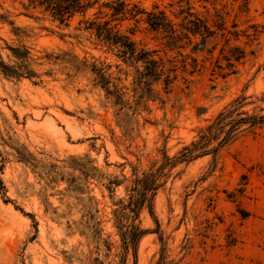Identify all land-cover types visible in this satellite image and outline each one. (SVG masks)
<instances>
[{"label": "rangeland", "instance_id": "374dc122", "mask_svg": "<svg viewBox=\"0 0 264 264\" xmlns=\"http://www.w3.org/2000/svg\"><path fill=\"white\" fill-rule=\"evenodd\" d=\"M110 1L97 0L87 17L110 19L102 7ZM122 1L163 10L177 29L173 39L143 21L112 22L171 70L167 93L154 85L160 100L145 107L136 105L134 69L96 45L80 16L64 26L27 0H0V58L12 66L10 48H26L36 74L0 72V264H120L115 211L134 174L177 157L238 97L243 111L264 115V0ZM188 8L212 32L203 44L183 29ZM74 58L108 65L125 108ZM152 209L158 234L146 208L134 222L151 232L136 264L158 263L159 235L168 264H264V126L215 157L178 164Z\"/></svg>", "mask_w": 264, "mask_h": 264}, {"label": "trees", "instance_id": "16d2710c", "mask_svg": "<svg viewBox=\"0 0 264 264\" xmlns=\"http://www.w3.org/2000/svg\"><path fill=\"white\" fill-rule=\"evenodd\" d=\"M27 1L29 6L43 9L60 25L68 26L73 18L80 16L81 20L78 24L83 26L84 32L93 37L96 45L113 53L123 65L134 69V92L137 94L138 100L136 105L141 104L145 107V103L148 101L160 100L158 93L153 88L154 85L162 84L166 93L169 90L173 80L170 74L171 70L165 68L149 52L137 49L130 37L117 28V24L112 25V22L118 21V18H128L136 20L135 22L143 21L151 30H161L175 39L177 38L175 24L163 10L154 8L152 11H146L137 5H131L122 0H113L103 4L102 7L109 13L104 17L110 16V19H103L98 17L101 12L94 14L93 18L87 17V12L95 7L98 3L97 0ZM184 13V10H180L179 16ZM183 21H186V26L183 27L186 35L199 36L201 39L199 44L205 43L206 39L211 36L212 32L206 22L192 14L189 8ZM199 44L197 43L195 46H199ZM10 51L18 63L11 66L4 63L0 58V72L5 77L16 79L36 77L35 72L29 68L28 49L10 48ZM74 59L76 70L81 68L90 70L95 76V85L100 87L109 98H113L115 105L125 108L127 103L124 100V88L119 86L121 79L113 78L111 74L107 73L108 65L103 64L98 67L96 63L87 64L86 61L80 62L77 58ZM245 100L246 98L241 96L226 106L205 128L199 130L197 139L184 147L177 157L169 158L164 154L162 164L155 171L150 170L142 173L140 177L134 174L135 179L132 181L128 202L126 204L120 203V208L115 211V221L122 249L120 264H126V257L129 252L133 258V264H136L138 243L143 236L151 233L149 230L134 224L141 210L147 209L155 222L157 231L155 233H159V224L153 216V198L156 192L164 186L173 168L178 164H188L203 156L212 155L215 157L223 147L243 134L264 126V115L250 114L242 110ZM158 239L161 243V253L157 264H168L163 238L159 235Z\"/></svg>", "mask_w": 264, "mask_h": 264}]
</instances>
